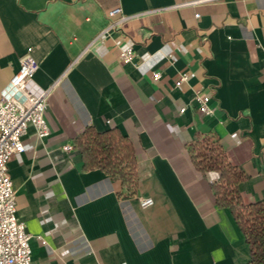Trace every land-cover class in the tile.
<instances>
[{
  "label": "crops",
  "instance_id": "obj_1",
  "mask_svg": "<svg viewBox=\"0 0 264 264\" xmlns=\"http://www.w3.org/2000/svg\"><path fill=\"white\" fill-rule=\"evenodd\" d=\"M27 47L34 82L53 85L49 134L29 126L7 165L31 264L248 262L239 223L212 192L217 173L198 170L189 146L215 138L244 173L243 202H264V0H0V92ZM88 126L129 139L135 181L83 167L73 141Z\"/></svg>",
  "mask_w": 264,
  "mask_h": 264
},
{
  "label": "built area",
  "instance_id": "obj_2",
  "mask_svg": "<svg viewBox=\"0 0 264 264\" xmlns=\"http://www.w3.org/2000/svg\"><path fill=\"white\" fill-rule=\"evenodd\" d=\"M120 12V7H114L108 11V16ZM126 19L124 15L115 20L109 19L88 46L102 42L111 30L119 28ZM31 50V47H27L20 55L18 71L0 92V264H31V234L17 215L15 193L7 167L10 156L23 151L22 137L29 126L35 129L39 138L49 134L45 113L53 85L43 88L34 82L38 63L34 60ZM132 55V47L119 52V57L127 62L131 61ZM153 78L159 79L160 72L155 71ZM186 79L187 74L182 72L175 84L178 85ZM194 98L199 112L207 115L213 113L207 95L196 92ZM63 148L69 150L71 146L67 144ZM139 203L146 207L151 205L153 200L150 197H139Z\"/></svg>",
  "mask_w": 264,
  "mask_h": 264
},
{
  "label": "trees",
  "instance_id": "obj_3",
  "mask_svg": "<svg viewBox=\"0 0 264 264\" xmlns=\"http://www.w3.org/2000/svg\"><path fill=\"white\" fill-rule=\"evenodd\" d=\"M73 142L84 168H100L124 184L135 181L133 146L117 128L99 132L88 126ZM189 151L198 170L217 173V179L211 183L212 192L218 205L230 208L245 236L250 258L244 264H264V202H243L238 184L244 173L228 160L215 138L198 137L190 144Z\"/></svg>",
  "mask_w": 264,
  "mask_h": 264
}]
</instances>
